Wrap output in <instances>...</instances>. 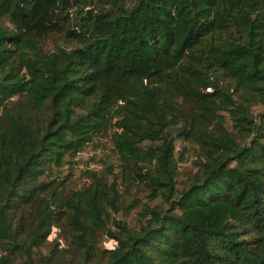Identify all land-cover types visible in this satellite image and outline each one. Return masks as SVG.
Listing matches in <instances>:
<instances>
[{
  "label": "trees",
  "instance_id": "obj_1",
  "mask_svg": "<svg viewBox=\"0 0 264 264\" xmlns=\"http://www.w3.org/2000/svg\"><path fill=\"white\" fill-rule=\"evenodd\" d=\"M0 264H264V0H0Z\"/></svg>",
  "mask_w": 264,
  "mask_h": 264
},
{
  "label": "rangeland",
  "instance_id": "obj_2",
  "mask_svg": "<svg viewBox=\"0 0 264 264\" xmlns=\"http://www.w3.org/2000/svg\"><path fill=\"white\" fill-rule=\"evenodd\" d=\"M183 147L184 145L182 143H178L177 144V153L178 155H180L183 151ZM111 150L107 151V154H110ZM105 156V153H101V152H94L93 149H89L87 150L85 153H83L80 158L77 159V161H80V164L76 167L75 170H73L74 174H75V178H74V183L73 186H75L76 188H81L83 186V184L85 183V179L82 178V174L85 171V169L87 167L93 168V169H100L101 167L98 165H95L94 162L92 161L91 158H97L100 159L102 157ZM195 161V155L194 154H187L186 155V162L182 164L181 168L182 171H186V170H192L193 168H195V164L193 163ZM65 175L68 174V170L67 168L64 169ZM136 216H133L129 221L134 224L136 223ZM56 231H54V234L52 235V239L55 236ZM104 245L107 248H113L116 246V244L112 241H108L106 240Z\"/></svg>",
  "mask_w": 264,
  "mask_h": 264
}]
</instances>
